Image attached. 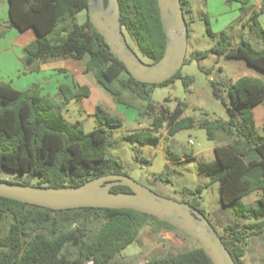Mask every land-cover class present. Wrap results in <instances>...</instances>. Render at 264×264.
Returning a JSON list of instances; mask_svg holds the SVG:
<instances>
[{
  "label": "trees",
  "instance_id": "16d2710c",
  "mask_svg": "<svg viewBox=\"0 0 264 264\" xmlns=\"http://www.w3.org/2000/svg\"><path fill=\"white\" fill-rule=\"evenodd\" d=\"M233 1L240 3L244 12L250 10L251 0ZM104 2L107 5L108 0ZM119 3L128 43L132 40L138 53L150 63L159 61L166 49V35L158 0H119ZM181 3L186 17L191 12L190 2L181 0ZM88 7L89 0H9L10 23L0 30V37L10 27L20 31L34 28L37 37L23 48L22 61L27 70L39 71L41 64L54 60H82L86 73L92 72L117 103L135 107L133 99L144 101L140 114L152 119L150 127L128 133L124 140L156 145L160 142L157 133L162 128L166 127L167 134L174 136L199 126L205 129L209 140L221 142L214 149L215 159L200 161L199 167L211 182L219 183L220 202L232 209L236 219L233 224L226 225L223 231L212 224L236 264H243L250 238L264 233V126L260 132L253 111L255 106L264 104V78L244 75L228 83L231 104H226L227 120L196 121L182 117L181 102L171 110L167 105L169 98L158 103L151 99V94L154 87L178 79H183L188 88L193 77L182 76L180 70L158 85L134 79L91 23ZM83 10L87 11V19L80 24L77 14ZM262 13L264 0L259 10H252L250 18L262 40L260 49L244 39L233 47L229 34L223 31L212 48L192 53L190 60L215 53L242 59L264 75V29L258 20ZM187 24L189 28L188 20ZM208 31L212 33L210 27ZM190 60L186 57L185 63ZM213 88L219 98L220 88L215 83ZM90 94L88 85L73 88L61 84V101L56 103L42 94L39 83L19 90L10 83L0 82V169L27 175L22 182L14 183L33 185L31 177L36 176L39 182L35 186L54 187L78 186L97 177L123 173L124 164L108 156L112 130L124 124L121 115L99 107L95 113L97 126L85 131L81 122H70L62 113L66 105L81 102ZM111 190L131 192L122 185ZM201 190L199 186L191 193L198 196ZM253 192H260V196L254 202L243 203L242 199ZM199 201L193 199L189 203L206 215ZM148 225L153 231L183 232L156 216L128 208L53 210L0 196V264H116L117 258L138 240ZM146 264L213 263L196 242L193 249Z\"/></svg>",
  "mask_w": 264,
  "mask_h": 264
},
{
  "label": "rangeland",
  "instance_id": "374dc122",
  "mask_svg": "<svg viewBox=\"0 0 264 264\" xmlns=\"http://www.w3.org/2000/svg\"><path fill=\"white\" fill-rule=\"evenodd\" d=\"M189 2L191 12L186 15L190 24L187 60H190L192 53L212 48L223 31L229 34L233 47L238 46L243 39L249 41L255 49L262 47V40L253 25L254 21L250 19L252 10L256 9L254 0L249 7L250 10L246 12L241 9L240 3L233 0H189ZM259 16V23L264 29V14ZM86 19V10L77 14L78 23L81 24ZM208 27L212 33L208 31ZM0 29H3L2 26ZM129 44L138 53L132 40H129ZM138 55L144 62L150 63L149 59L141 56L140 53ZM181 75L193 77V82L188 88L185 87L183 79H178L172 84L154 87L151 99L154 102L164 103V100L169 98L167 105L171 110L181 102L184 107L182 117H192L196 121L206 118L210 120L229 118L226 104H231L227 91V85L231 80L244 75L264 78L262 72L248 65L246 61L220 57L215 53H210L200 60L188 61L183 65ZM78 81L90 87L91 95L81 102L72 101L63 108L62 113L70 122H81L85 131L97 126L95 113L99 107L112 114L121 115L124 124L112 130L108 156L124 164V174L160 196L188 203L193 199L200 200V207L205 210L206 216L219 231H223L226 225L236 221L231 207L220 202L219 183L211 182L210 177L199 167L200 161L211 162L215 159L214 149L221 145V142L209 140L205 129L196 126L182 130L174 136L167 134L166 127L162 128L157 133L160 142L156 145L131 143L124 140L123 136L151 125L152 119L140 114L146 103L140 99H133L135 107L117 103L114 96L97 81L92 72ZM213 83L220 88L219 98L214 95ZM263 106L264 104H261L253 108L260 132L264 124L262 116L264 109L260 112ZM26 178V174L18 171L0 169V180L22 182ZM38 182V177H31L33 185H37ZM199 186L202 190L198 196L191 193ZM259 196L260 192H253L244 197L242 202H254ZM195 247L196 241L179 230L153 231L152 226L148 225L141 231L138 240L129 245L117 258L116 264L138 262L146 264L147 261L176 255ZM243 260V264H264V233L250 238Z\"/></svg>",
  "mask_w": 264,
  "mask_h": 264
},
{
  "label": "water",
  "instance_id": "95a60500",
  "mask_svg": "<svg viewBox=\"0 0 264 264\" xmlns=\"http://www.w3.org/2000/svg\"><path fill=\"white\" fill-rule=\"evenodd\" d=\"M166 49L163 57L146 63L129 45L121 24L119 0H89L91 23L103 35L111 52L122 61L134 79L161 84L185 64L189 28L181 0H158ZM131 192H113V186ZM0 196L53 209L84 207L128 208L156 216L192 237L213 264H236L209 218L188 202L163 197L124 173L91 179L78 186H35L0 180Z\"/></svg>",
  "mask_w": 264,
  "mask_h": 264
},
{
  "label": "crops",
  "instance_id": "0c3cea01",
  "mask_svg": "<svg viewBox=\"0 0 264 264\" xmlns=\"http://www.w3.org/2000/svg\"><path fill=\"white\" fill-rule=\"evenodd\" d=\"M254 2L256 4V9L259 10L261 7V0H254ZM252 4L251 0L249 5ZM258 18H260V16ZM9 23V0H0V26L4 28L8 26ZM36 37L37 32L34 28L20 31L16 27H10L7 32L0 37V82L10 83L19 90H26L32 84L39 83L42 88V94L52 98L56 103L61 101L59 97V86L61 84H69L73 88H78L80 85H87L81 84L78 81L83 79L87 74L85 62L82 60H54L41 64L39 71L34 72L27 70L22 62L23 48ZM263 109L264 106L260 112H262ZM260 114L261 113H259V115ZM262 114L264 117V112ZM263 126L264 124L262 127Z\"/></svg>",
  "mask_w": 264,
  "mask_h": 264
},
{
  "label": "built area",
  "instance_id": "2783aa9c",
  "mask_svg": "<svg viewBox=\"0 0 264 264\" xmlns=\"http://www.w3.org/2000/svg\"><path fill=\"white\" fill-rule=\"evenodd\" d=\"M92 262H88L87 264H91ZM135 264H144V262H138V263H135Z\"/></svg>",
  "mask_w": 264,
  "mask_h": 264
}]
</instances>
